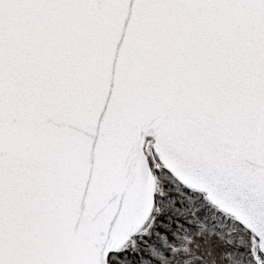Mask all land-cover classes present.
Wrapping results in <instances>:
<instances>
[{
    "label": "snow or ice",
    "instance_id": "obj_1",
    "mask_svg": "<svg viewBox=\"0 0 264 264\" xmlns=\"http://www.w3.org/2000/svg\"><path fill=\"white\" fill-rule=\"evenodd\" d=\"M0 264H264V0H0Z\"/></svg>",
    "mask_w": 264,
    "mask_h": 264
}]
</instances>
